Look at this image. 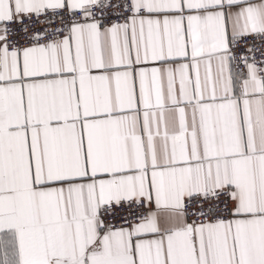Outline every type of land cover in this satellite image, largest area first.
<instances>
[{
	"label": "snow or ice",
	"instance_id": "6c2138e0",
	"mask_svg": "<svg viewBox=\"0 0 264 264\" xmlns=\"http://www.w3.org/2000/svg\"><path fill=\"white\" fill-rule=\"evenodd\" d=\"M0 264H264V0H0Z\"/></svg>",
	"mask_w": 264,
	"mask_h": 264
},
{
	"label": "built area",
	"instance_id": "2783aa9c",
	"mask_svg": "<svg viewBox=\"0 0 264 264\" xmlns=\"http://www.w3.org/2000/svg\"><path fill=\"white\" fill-rule=\"evenodd\" d=\"M118 214H119V213H118ZM115 223H117V224H118V223H119V220H116V221H115Z\"/></svg>",
	"mask_w": 264,
	"mask_h": 264
}]
</instances>
